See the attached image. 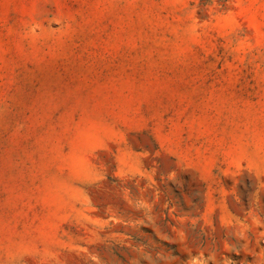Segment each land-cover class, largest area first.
Segmentation results:
<instances>
[{
  "label": "rangeland",
  "instance_id": "obj_1",
  "mask_svg": "<svg viewBox=\"0 0 264 264\" xmlns=\"http://www.w3.org/2000/svg\"><path fill=\"white\" fill-rule=\"evenodd\" d=\"M0 264H264V0H0Z\"/></svg>",
  "mask_w": 264,
  "mask_h": 264
}]
</instances>
